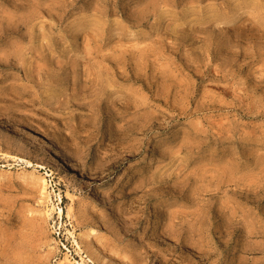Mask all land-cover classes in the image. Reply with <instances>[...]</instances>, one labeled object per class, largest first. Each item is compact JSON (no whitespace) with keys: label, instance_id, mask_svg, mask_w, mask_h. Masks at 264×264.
Segmentation results:
<instances>
[{"label":"rangeland","instance_id":"1","mask_svg":"<svg viewBox=\"0 0 264 264\" xmlns=\"http://www.w3.org/2000/svg\"><path fill=\"white\" fill-rule=\"evenodd\" d=\"M0 264H264V0H0Z\"/></svg>","mask_w":264,"mask_h":264},{"label":"bare ground","instance_id":"2","mask_svg":"<svg viewBox=\"0 0 264 264\" xmlns=\"http://www.w3.org/2000/svg\"><path fill=\"white\" fill-rule=\"evenodd\" d=\"M69 167L73 169V167H72L71 165H70ZM59 212L61 213V211H59ZM59 212H58V213H59ZM87 233H88V236H90V235H94V234H95V233H94V230H90V231H88ZM79 247H80V246H79Z\"/></svg>","mask_w":264,"mask_h":264}]
</instances>
